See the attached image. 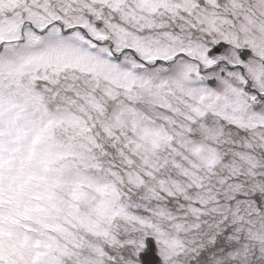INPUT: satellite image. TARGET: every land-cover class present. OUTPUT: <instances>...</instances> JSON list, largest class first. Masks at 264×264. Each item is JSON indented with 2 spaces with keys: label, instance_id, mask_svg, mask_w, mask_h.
<instances>
[{
  "label": "snow or ice",
  "instance_id": "obj_1",
  "mask_svg": "<svg viewBox=\"0 0 264 264\" xmlns=\"http://www.w3.org/2000/svg\"><path fill=\"white\" fill-rule=\"evenodd\" d=\"M0 264H264V0H0Z\"/></svg>",
  "mask_w": 264,
  "mask_h": 264
}]
</instances>
